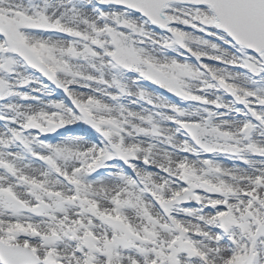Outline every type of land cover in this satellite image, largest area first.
<instances>
[{
	"label": "snow or ice",
	"instance_id": "6c2138e0",
	"mask_svg": "<svg viewBox=\"0 0 264 264\" xmlns=\"http://www.w3.org/2000/svg\"><path fill=\"white\" fill-rule=\"evenodd\" d=\"M0 264H264V0H0Z\"/></svg>",
	"mask_w": 264,
	"mask_h": 264
}]
</instances>
